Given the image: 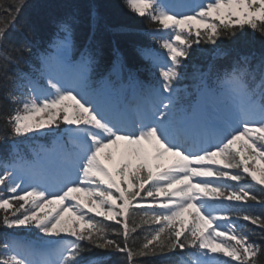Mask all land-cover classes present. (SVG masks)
Returning a JSON list of instances; mask_svg holds the SVG:
<instances>
[{"label":"snow or ice","instance_id":"obj_1","mask_svg":"<svg viewBox=\"0 0 264 264\" xmlns=\"http://www.w3.org/2000/svg\"><path fill=\"white\" fill-rule=\"evenodd\" d=\"M124 2L156 25L157 48L137 51L158 79L127 69L131 106L89 84L98 48L68 79L14 39L28 0H0V228L34 234L6 235L0 264H264V211L249 210L264 208V0ZM52 24L67 56L78 15ZM36 137L52 147L28 158L20 145Z\"/></svg>","mask_w":264,"mask_h":264},{"label":"trees","instance_id":"obj_2","mask_svg":"<svg viewBox=\"0 0 264 264\" xmlns=\"http://www.w3.org/2000/svg\"><path fill=\"white\" fill-rule=\"evenodd\" d=\"M74 1L76 2L77 0H28L29 7L25 9L20 23L21 25H25L23 27L27 28V32L31 35L32 33H34V30H31L34 27L37 28L38 31H40L41 29L43 32L48 33L50 28L49 23L51 20V16L53 15V9L56 8V5L63 2L64 5L71 6ZM94 1H96V7L98 8L101 17L102 28L99 27V31L102 34V41L105 43H109V33H116L119 36V41L121 42V45L125 48L128 45V48L134 51V48L137 45L141 44L136 39V37H138L136 32H139L145 27H147L150 24L149 21L145 18L137 17L135 13H133L126 7L123 0ZM80 3L81 7H85V2L83 0H81ZM27 26H31L30 29ZM24 32L25 31L23 30V33ZM244 39H246V37L242 38L241 40H238L235 45H233V42L231 41H225L224 46L246 48L247 45L244 44ZM256 44L258 46V40L256 41ZM133 51L127 52V55H129V53H132ZM130 58L131 61L135 60V63H141V61L135 57L134 59H132V57L130 56L129 60ZM189 71H191V69H189ZM254 191L257 192V194H260V190L258 187L254 188ZM253 210L252 212L254 213L263 211L258 208H254ZM4 231V229L0 228V243H2L3 241L2 234L4 233ZM120 259L121 257H114L112 264H116V262ZM175 259L176 258H174V260ZM174 260L172 261V264H174Z\"/></svg>","mask_w":264,"mask_h":264}]
</instances>
